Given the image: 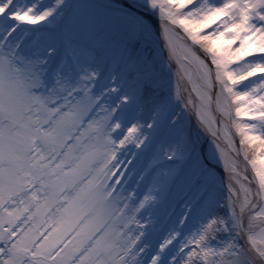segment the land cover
Masks as SVG:
<instances>
[{
    "label": "snow or ice",
    "instance_id": "1",
    "mask_svg": "<svg viewBox=\"0 0 264 264\" xmlns=\"http://www.w3.org/2000/svg\"><path fill=\"white\" fill-rule=\"evenodd\" d=\"M0 264H264V0H0Z\"/></svg>",
    "mask_w": 264,
    "mask_h": 264
}]
</instances>
